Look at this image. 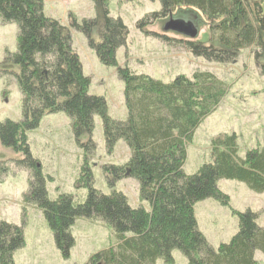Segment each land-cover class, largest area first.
<instances>
[{
    "label": "trees",
    "instance_id": "trees-1",
    "mask_svg": "<svg viewBox=\"0 0 264 264\" xmlns=\"http://www.w3.org/2000/svg\"><path fill=\"white\" fill-rule=\"evenodd\" d=\"M147 1L159 3L160 10L136 23L141 33L150 35L147 26L179 9L191 10L202 17L209 37L205 42L172 40L173 45L195 58L221 65L235 64L241 51L251 49L264 73L262 0ZM91 2L94 18L78 22L69 16L66 27L46 17L44 0H0L1 24L17 27L16 51L4 52L0 79H6V86L8 79L17 85L22 112L20 122L0 123V145L20 154L18 166L30 170L28 190L22 195L24 211L30 206L41 211L63 258L69 257L74 245L71 229L77 219L109 228L114 242L86 264H155L158 260L172 264L174 251L182 254L186 264H258L255 253L264 256V228L256 224L255 213L231 210L238 220L237 232L214 250L198 230L194 207L212 199L229 208V198L218 188L223 180L237 181L264 194V148L251 149L241 159L236 136L221 135L211 141L210 163L193 175L183 172L194 130L221 103L225 84L202 71L163 83L124 65L118 67L117 76L123 84L126 119H111L105 100L88 93L90 79L83 74L72 48L70 31L85 37L102 65L116 67L115 54L125 44L126 28L120 19L109 16L108 0ZM51 114L69 119L72 134L84 150L79 183L87 189V197L82 204L75 205L65 194L50 200L38 162L30 155L26 134ZM95 117L101 120L107 154H112L119 141L129 150L123 165L103 166L109 195L93 188L89 168L96 150L91 138ZM7 172L6 167L0 168V175ZM126 179L137 182L139 203L146 208H131L127 198L115 190L116 184ZM23 246L22 230L0 222V264H15L13 255Z\"/></svg>",
    "mask_w": 264,
    "mask_h": 264
},
{
    "label": "rangeland",
    "instance_id": "rangeland-1",
    "mask_svg": "<svg viewBox=\"0 0 264 264\" xmlns=\"http://www.w3.org/2000/svg\"><path fill=\"white\" fill-rule=\"evenodd\" d=\"M159 3L147 0H108L109 16L120 19L126 28L123 47L116 51V67L104 66L93 51L87 47L83 35L71 30L72 48L77 54L83 74L90 79L89 95L102 97L108 115L113 120L126 119L123 100V84L118 79L117 69L126 65L132 72L168 83L177 76L190 77L195 71L214 74L225 84V95L213 112L205 117L194 130L186 148L185 175H193L206 163H210L211 141L221 135L234 134L237 138L238 156L243 159L251 149L264 148V73L256 65L251 49L243 50L235 64L221 65L195 58L172 40H187L174 33L164 32L163 27L170 17L192 22L199 34L195 40L205 42L209 30L202 24V17L191 10L179 9L169 18L159 20L146 28L150 35L141 33L136 23L150 13L159 12ZM264 16V0H262ZM44 14L68 27L69 16L78 22L94 18L91 0H44ZM17 27L3 26L0 21V62L4 52L16 51ZM157 37V38H156ZM168 41H160V39ZM0 79V123L5 120H22L21 97L13 80ZM31 157L45 180L48 198L56 200L59 195H70L75 205L82 204L87 189L79 183L84 163V150L74 138L69 119L63 114H51L42 118L36 130L26 134ZM92 141L95 155L89 162L93 188L109 195L103 166L123 165L129 159V150L123 141L116 143L112 154H107L99 117L94 118ZM81 143L86 140L82 138ZM22 156L0 145V168L6 167V175H0V222L17 226L22 230L24 246L13 255L15 264H86L98 252L114 242L112 231L100 222L77 219L71 229L74 245L69 257L63 258L57 250L53 234L46 220L35 207L24 211L22 195L27 193L30 170L17 164ZM27 163V162H26ZM219 190L229 198V208L222 207L212 199L197 203L194 214L199 232L212 249L226 244L237 232L238 220L231 210H250L257 215L256 224L264 228V194L250 191L237 181H220ZM115 190L121 192L131 208H138V184L133 179L118 182ZM172 264H186L178 251L171 254ZM258 264H264V256L255 253ZM155 264H165L162 260Z\"/></svg>",
    "mask_w": 264,
    "mask_h": 264
},
{
    "label": "water",
    "instance_id": "water-1",
    "mask_svg": "<svg viewBox=\"0 0 264 264\" xmlns=\"http://www.w3.org/2000/svg\"><path fill=\"white\" fill-rule=\"evenodd\" d=\"M164 32H170L192 41L197 38L199 31L192 22L170 17L163 27Z\"/></svg>",
    "mask_w": 264,
    "mask_h": 264
}]
</instances>
